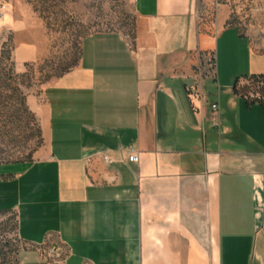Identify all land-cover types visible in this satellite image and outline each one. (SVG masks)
I'll return each mask as SVG.
<instances>
[{"label": "crops", "instance_id": "1", "mask_svg": "<svg viewBox=\"0 0 264 264\" xmlns=\"http://www.w3.org/2000/svg\"><path fill=\"white\" fill-rule=\"evenodd\" d=\"M130 1L133 38L86 35L78 65L43 88V145L0 164V210L64 264H264V105L232 91L264 74V49L224 18L201 31L194 0ZM22 264L51 263L29 251Z\"/></svg>", "mask_w": 264, "mask_h": 264}, {"label": "rangeland", "instance_id": "2", "mask_svg": "<svg viewBox=\"0 0 264 264\" xmlns=\"http://www.w3.org/2000/svg\"><path fill=\"white\" fill-rule=\"evenodd\" d=\"M194 9L201 31L214 32L216 20L224 18L264 49V0H194ZM138 22L130 0H0V164L29 161L43 145L36 101L44 87L78 65L82 39L110 31L132 39ZM26 46L33 59L17 63L16 49ZM213 50L217 55V43ZM207 59L212 71L213 53ZM237 89L264 101V79L242 77ZM16 216L14 210L0 212V264H22L29 251L45 258L39 245L19 238Z\"/></svg>", "mask_w": 264, "mask_h": 264}, {"label": "built area", "instance_id": "3", "mask_svg": "<svg viewBox=\"0 0 264 264\" xmlns=\"http://www.w3.org/2000/svg\"><path fill=\"white\" fill-rule=\"evenodd\" d=\"M259 97H260L259 95H256L255 98H259ZM210 107L212 111L211 119H212L213 125L214 127L219 129L220 119H219L218 103L214 101L210 104ZM98 154L100 155L101 159L104 162L111 161V157L109 154L104 153V152H98ZM92 158H93V155H89L86 158V162L87 163L91 162ZM139 159H140L139 152L135 148L130 147L127 153V160L132 163H138ZM39 247H40V251L43 252V255H46L47 259H49V262L51 264H64V260H65L64 254L65 253L60 247H53V246L44 247L41 245H39Z\"/></svg>", "mask_w": 264, "mask_h": 264}, {"label": "trees", "instance_id": "4", "mask_svg": "<svg viewBox=\"0 0 264 264\" xmlns=\"http://www.w3.org/2000/svg\"><path fill=\"white\" fill-rule=\"evenodd\" d=\"M240 35L243 36V33L240 32ZM242 77H248V78L252 79L253 81H260L261 79H264V74L242 75ZM242 77L236 76L234 78L233 83H232V91L234 93L239 94L245 100V102L247 104H251L253 102H258V103L264 105L263 97L260 96L259 98L249 99L248 97H246L245 95H243L242 93H240L238 91V89H237V83H238L239 79L242 78ZM39 134H40V131H39ZM7 210H9V209H2V210H0V212L1 211H7Z\"/></svg>", "mask_w": 264, "mask_h": 264}]
</instances>
